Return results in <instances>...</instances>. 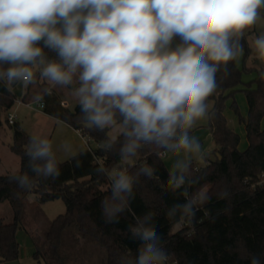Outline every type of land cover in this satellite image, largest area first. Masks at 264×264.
Listing matches in <instances>:
<instances>
[{"label": "clouds", "instance_id": "1", "mask_svg": "<svg viewBox=\"0 0 264 264\" xmlns=\"http://www.w3.org/2000/svg\"><path fill=\"white\" fill-rule=\"evenodd\" d=\"M262 7L264 0H0V81L29 86L39 77L51 85L43 89L49 95L52 87L70 88L81 127L101 132L120 127L123 140L107 139L104 149L111 152L120 143L124 164L110 172L95 169L110 176L111 194L102 209L105 223H117L140 177L155 173L153 166L137 167L132 159L141 149L154 146L157 157L184 150L185 157L169 171L173 192L195 183L194 164L208 167L190 130L210 115L206 101L219 88L217 74L228 75L229 61L243 50L244 30L256 23ZM174 37L180 43L173 48ZM254 43L264 57V34ZM44 48L57 59H49ZM61 147L71 150L67 143ZM24 155L31 175L8 177L18 188L30 190L36 178L54 181L61 175L47 138L29 137ZM182 194L186 203L174 204L166 215L174 219L179 213V220L191 226L196 209L209 199L207 189L190 198L186 188ZM154 215L136 217L129 230L142 243L136 256L125 253L119 264H171ZM251 264H261L259 257Z\"/></svg>", "mask_w": 264, "mask_h": 264}, {"label": "trees", "instance_id": "2", "mask_svg": "<svg viewBox=\"0 0 264 264\" xmlns=\"http://www.w3.org/2000/svg\"><path fill=\"white\" fill-rule=\"evenodd\" d=\"M258 11L264 15V7ZM179 43L180 38L174 37L172 47ZM242 43L243 67H238L236 59L229 61L228 75L225 76L223 71L217 74L219 88L206 101L214 102L207 126L215 148L212 156H206L208 167L201 169L200 165L194 164L192 179L195 183L191 186L186 184L173 192L167 185L169 170L163 158L155 155V147L141 149L132 158L137 167L147 163L155 169L152 178L141 176L134 187L143 211L135 214L130 200L117 223H105L102 209V201L111 194L110 176L98 175L95 169L103 166L110 172L117 164H124L118 153L120 143L111 152L104 149L107 139L122 141L121 132L116 138H111L109 129L89 131L81 127L78 105L71 110L62 104L55 93L44 94V111L47 114L76 129H83L94 142L102 146L85 149L64 162L57 159L61 167L59 178L54 181L36 178L30 190L20 189L15 183L9 182L8 177L13 174L0 175V203L8 201L13 212L12 221L8 223L0 216V262L19 260L17 232L22 225L24 199L32 194L42 204L61 199L66 205V212L52 220L46 236L48 255L57 264H65L60 248L64 231L73 224L77 225L83 238H93L105 248V264H119L125 253L136 256L142 242L132 237L129 228L135 225L136 217H143L148 212H153L158 219L168 220L156 231L172 263L251 264V258L257 256L264 264V183L258 184L264 173V128L261 127L264 117V77L260 75L264 67L255 70L246 66V60L252 53L247 34H243ZM38 46L43 48V42H39ZM44 52L49 59H57L55 52L47 48H44ZM8 66L3 65L5 68ZM253 70L256 77L251 82H244L243 75ZM239 90L247 98V117L242 116L235 100L231 107L246 125L249 146L244 151L239 149L240 136L230 126L224 113L227 100L234 98ZM23 91L24 86L10 84L7 80L0 81V108L8 112L17 99L24 98ZM11 127L13 135L10 149L20 159L18 173L29 171L24 151L32 135L17 122ZM193 132L194 128L190 134ZM76 160L80 161L79 167L76 166ZM135 170L130 169L132 172ZM202 187H206L209 199L196 209L191 226L181 221L182 224L175 231L174 225L180 222L179 213L174 219H169L166 215L168 209L174 204L186 203L187 198L182 194L185 188L190 198ZM175 199L177 201L172 202ZM35 257H40L37 249Z\"/></svg>", "mask_w": 264, "mask_h": 264}, {"label": "rangeland", "instance_id": "3", "mask_svg": "<svg viewBox=\"0 0 264 264\" xmlns=\"http://www.w3.org/2000/svg\"><path fill=\"white\" fill-rule=\"evenodd\" d=\"M243 34H247L248 40L250 42V46L252 48V54H258L256 47H255V39L261 35L264 34V16L262 14H259L257 21L254 25H252L251 29L246 28L244 30ZM255 52V53H254ZM259 56V55H258ZM261 61V59L258 57V59H251L249 61V64H254L255 66H258ZM256 77V72H255ZM38 80V78H37ZM252 81V80H251ZM250 81V82H251ZM36 89L31 90V97H33L35 94H39L42 92L43 89H39L40 85L38 82L33 84ZM70 104V103H68ZM214 102L209 101L207 103L209 111L211 110ZM10 112L17 113L20 125H22L21 117L26 112V108L22 106L21 104L15 103L13 107L9 110ZM6 115L7 112L1 111L0 112V119L2 121V135L0 137V154L5 155L8 153V155H12L11 157H15L18 160V157L16 154H14L11 150L7 149V144L10 142V135L12 133V127L11 125H8L6 122ZM209 116V115H208ZM208 116L203 118L202 120H199L196 122V124L193 126L194 132H197L196 138L200 140H203L205 137V134L201 131L202 129L208 128ZM25 126H28L29 128L33 124V118L28 117L26 120H24ZM114 130L115 128L109 129V135L114 136ZM192 133V134H193ZM191 135V134H190ZM240 145L243 146L245 144V141L240 140ZM202 145V153L205 156H212V151L215 148L214 142L212 140V137H208L204 139L201 143ZM185 157L184 150H181L179 154L177 153H167L166 156L163 158V161L166 162V167L170 171L176 162L177 159H183ZM135 197V195H134ZM132 199L131 206L132 209H135V201ZM173 201H177L172 200ZM25 208H24V214H23V227H21L19 231H23L20 237H17V240L19 242L22 241V237H24L26 234V231L24 228H27V230H30L32 232V236L35 238L36 242V248L40 253V257L37 259L35 257V251L33 253L26 257L19 260L20 264H57L55 261L51 260L50 256L48 255V244L46 243V236L50 229L51 223L53 218H56L57 216L63 214L66 212V205L63 200L57 199L53 201H49L46 203H39L37 200L34 199V196L29 195L27 199L24 201ZM12 208L8 201H5L4 206H0V216L4 218L5 222H11L12 219H10V216H12ZM155 218V217H153ZM168 220L166 219V223ZM154 225L157 223L155 221H152ZM182 222H178L174 225L173 229L176 231L179 229ZM17 232V234H18ZM30 237V236H29ZM30 243H31V237H30ZM60 254L64 259L65 264H105L107 261V252L105 248L95 239L93 238H83L81 234L78 231L77 225L73 224L69 228H67L63 233V240L62 245L60 248ZM0 264H2L0 262Z\"/></svg>", "mask_w": 264, "mask_h": 264}, {"label": "crops", "instance_id": "4", "mask_svg": "<svg viewBox=\"0 0 264 264\" xmlns=\"http://www.w3.org/2000/svg\"><path fill=\"white\" fill-rule=\"evenodd\" d=\"M262 16H264V15H262ZM251 27H249L248 29H251ZM258 57L261 59V61L259 62L260 63L259 65L264 66V57L258 56L257 53L252 54L246 60V66L249 68L255 69V70L259 69L253 63L249 64V61L251 59H253V60L258 59ZM236 62H237L238 67H240V68L243 67V64H244L243 52H240L238 54V56L236 57ZM37 78H38L37 82L40 85L39 89H45V88L51 87L49 82H46L45 80L39 79V77H37ZM254 78H255V71L254 70L243 75V81L244 82H250ZM33 88L36 89L33 84L29 85V86H24V91H23L24 98L23 99L27 103L37 101L36 97L38 95L44 96V93L42 90L41 93H39V94L37 93L33 97H31L30 96L31 90ZM240 89H242V86L240 87ZM35 91H37V89ZM51 92L55 93L61 99L64 106L71 109V110H73L78 105L77 99L72 95L70 88H61L58 86L52 87ZM39 100H41V99H39ZM234 100L237 102V104L240 108L241 114L245 118L248 115L249 107H248V102H247V98H246L245 93L242 92L241 90H239L238 92H236L234 98L230 97L227 100L226 108L224 111L225 116H226L230 126L239 134L240 140L245 141V144L243 146H241L239 143V149L244 151L249 146V141L247 138L246 125H245V123H243L239 120L238 115L234 112V110L231 107ZM68 103H70V104H68ZM21 105L26 108V112L21 117V119H23L22 125H20L21 128L31 135H37V136H40L42 138H47L51 142V144L53 146V151L56 153L57 159L59 161L64 162L66 160H69L70 158H72L73 156L78 154L79 152L87 149V144H86L83 136L79 133V131L76 128L70 126L69 124H67L66 122H64L60 119L52 117L51 115L47 114L42 109L35 108V106L28 107L27 105H24V104H21ZM1 111H3L2 108H0V112ZM28 117L33 118V124L30 128L28 126H25L26 124H25V122H23ZM0 121H1V119H0ZM17 123H20L19 117L17 118ZM261 127L264 128V117H263L262 122H261ZM114 128H115L114 136H110L111 138H116L117 135L121 132V129L119 126L114 127ZM201 131L205 134V137L203 138V140L208 138V137H212L211 131L209 128L202 129ZM197 132H195L191 135L196 136ZM1 135H2V125L0 126V137H1ZM12 135H13V131L10 135V142H8V144H7L8 150H11L10 145L12 143ZM203 140H200V143H202ZM65 143L70 145L71 150L69 152L63 151V149L61 147ZM92 146L95 147V144L92 143ZM11 156L12 155H8V153H6L5 155L0 154V175L16 174L20 171V159H19V157L16 155L18 157V160H17L15 157L12 158ZM165 164H166V162H165ZM30 195H32V194H30ZM32 196H34V195H32ZM27 197L24 199V201L27 199ZM34 199L37 200V198L35 196H34ZM133 201H135V203H136L135 207H134L135 209H133L134 213L140 214L143 211V207H142V204L137 199L136 193H135V197H134ZM37 202H38V200H37ZM131 202H132V199H131ZM4 204H5V201L1 202L0 206H4ZM24 208H25V204H24ZM24 208H23V214H24ZM10 219H12V216H10ZM153 221H155L157 223L155 225L156 228L166 224V219H164V218L158 219L155 217V218H153ZM22 225H23V216H22ZM22 225H21V227H23ZM24 230L26 231L27 235L22 237L23 242L19 240V245H20L19 260H21L23 257L26 258V257L30 256L33 253V251H35L37 249L36 248V242L34 240L35 238L32 236V232L30 230H27V228H24ZM22 232L23 231L18 232V234H17L18 238L20 237ZM29 236L31 237V243H30V237ZM2 264H4V263H2Z\"/></svg>", "mask_w": 264, "mask_h": 264}, {"label": "built area", "instance_id": "5", "mask_svg": "<svg viewBox=\"0 0 264 264\" xmlns=\"http://www.w3.org/2000/svg\"><path fill=\"white\" fill-rule=\"evenodd\" d=\"M15 103H18V104H24V105H27L28 107H31V106H35V108L37 109H42L44 110L45 109V106H46V103L43 99L41 100H37L35 102H25L22 98H19L15 101ZM63 104V103H62ZM64 105V104H63ZM17 113L15 112H10L8 111L7 112V115H6V122L8 125H14L16 122H17ZM79 131V133L83 136L86 144H87V149L89 150H92L93 146H92V143L95 144V147L97 148H100L102 146L101 143L99 142H94L84 131L83 129H77ZM166 155H162V156H159L161 158H164ZM264 183V173L261 175V179L259 181L258 184H263ZM171 264H178L176 261L175 262H171Z\"/></svg>", "mask_w": 264, "mask_h": 264}, {"label": "water", "instance_id": "6", "mask_svg": "<svg viewBox=\"0 0 264 264\" xmlns=\"http://www.w3.org/2000/svg\"><path fill=\"white\" fill-rule=\"evenodd\" d=\"M4 264H20L19 260L5 262Z\"/></svg>", "mask_w": 264, "mask_h": 264}]
</instances>
